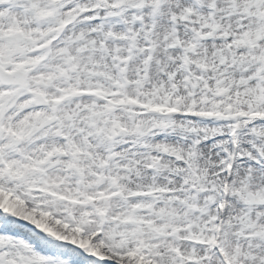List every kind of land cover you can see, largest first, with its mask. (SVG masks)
I'll return each mask as SVG.
<instances>
[{
    "label": "snow or ice",
    "instance_id": "obj_1",
    "mask_svg": "<svg viewBox=\"0 0 264 264\" xmlns=\"http://www.w3.org/2000/svg\"><path fill=\"white\" fill-rule=\"evenodd\" d=\"M0 264H264V0H0Z\"/></svg>",
    "mask_w": 264,
    "mask_h": 264
}]
</instances>
